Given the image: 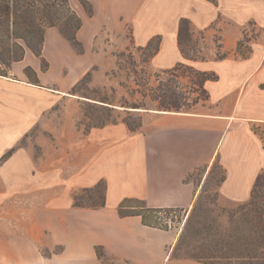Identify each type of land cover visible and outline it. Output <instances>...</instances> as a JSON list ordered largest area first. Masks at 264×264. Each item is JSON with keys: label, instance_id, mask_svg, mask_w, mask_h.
I'll return each mask as SVG.
<instances>
[{"label": "crops", "instance_id": "1", "mask_svg": "<svg viewBox=\"0 0 264 264\" xmlns=\"http://www.w3.org/2000/svg\"><path fill=\"white\" fill-rule=\"evenodd\" d=\"M87 1L92 14L77 13L82 53L49 27L44 69L26 52L0 75V264H102L97 245L127 264H204L172 254L177 232L144 225L137 215L121 217L117 207L124 198H138L149 207L187 210L205 181L191 175L206 174L216 162L223 171L217 186L222 204L248 202L264 173V0ZM180 18L189 19L193 36L204 32L206 59L182 56ZM250 23L256 35L241 57L237 42ZM104 26L121 35L129 26L137 46L159 35L156 68L183 62L214 72L217 79L204 84L208 99L188 112L145 110L135 131L118 121L83 132L76 126V96L68 90L99 63L92 48ZM216 36L228 54L223 59L215 57ZM32 130L34 139L20 144ZM100 181L104 206H73L78 190Z\"/></svg>", "mask_w": 264, "mask_h": 264}, {"label": "trees", "instance_id": "2", "mask_svg": "<svg viewBox=\"0 0 264 264\" xmlns=\"http://www.w3.org/2000/svg\"><path fill=\"white\" fill-rule=\"evenodd\" d=\"M88 14H92V6L87 0H77ZM214 1V0H211ZM82 20L76 11L72 8L69 0H0V75L6 76L11 63L20 61L25 54L26 49L33 52L35 56L43 60L41 56L42 45L44 41L45 30L49 27L58 29L61 36L66 39L71 46L78 52H82V44L76 37L80 29ZM200 37L203 39L204 33L200 31ZM161 37L159 35L152 37L146 45L137 46L131 43L124 51L115 54L117 65L120 69H128L134 75V82L138 89L136 90L142 96L143 101L132 103L130 106L120 104L122 107L134 109H148V103L154 104V109L159 111L188 112L200 101L208 99V92L204 87L207 80H216L217 75L211 71H200L183 62H178L171 68L161 71H151L147 68V63L157 54L160 47ZM249 36L244 30L243 37L237 42L236 52L241 57H246L251 49L247 44L245 50L241 49L243 42L248 43ZM193 42L190 21L187 18H180L178 22L177 44L182 56L191 60H204L201 48L195 45L192 53L187 52L186 46ZM216 59H223L228 54L221 50L220 39L216 37ZM134 52L139 53L138 59L134 57ZM86 73L72 88L71 94H76V88L87 77ZM188 77V85L180 86V79ZM34 80L36 77L34 75ZM153 81V83H152ZM264 87V84H262ZM95 100V102L83 100L85 105L96 106L105 112L101 116H88L92 123H89L84 129L85 132L91 128L102 127L108 123H116L115 119H109L110 111L114 108L107 104H112L106 96H100L97 99L84 96ZM100 103H97V102ZM85 111V108H84ZM105 116V117H104ZM131 131L137 130L141 125V117L137 121H130L128 118L121 120ZM11 150L6 152L1 160L6 159ZM223 179V175L221 180ZM264 173L257 176L250 199L248 202L239 205L238 223L240 224H264ZM105 204V183L100 181L93 187L84 188L73 196V206L98 209ZM195 206L192 207V211ZM118 214L121 217L137 215L140 216L144 225L160 229H169L167 220L158 216L176 211H184L181 208H154L146 205L144 200L138 198H124L117 207ZM255 221V222H253ZM243 226V225H242ZM245 226V225H244ZM243 228V227H242ZM261 228V227H260ZM247 229L250 230L249 226ZM258 240L259 245L264 249V238H254ZM260 239V240H259ZM244 244L250 243L251 239L245 236ZM95 252L101 263L106 258L103 247L95 246ZM205 256H215L206 254ZM195 259V257H192ZM211 264V263H208Z\"/></svg>", "mask_w": 264, "mask_h": 264}, {"label": "rangeland", "instance_id": "3", "mask_svg": "<svg viewBox=\"0 0 264 264\" xmlns=\"http://www.w3.org/2000/svg\"><path fill=\"white\" fill-rule=\"evenodd\" d=\"M69 1L76 13H80V11L86 12V10L79 4L77 0ZM246 33L250 40L255 38L256 27L250 23L246 28ZM192 39L193 42L186 46L187 52L192 53V48H195L197 43V45L201 48L202 54L207 58L208 51L206 48V43L203 40L204 37L202 39L199 32L197 36H193L192 34ZM131 43L134 42L129 26L126 27L125 33L123 35L113 32L110 27L107 28L104 26L101 32L96 36L95 43L92 48V55L98 56L99 63L90 67V69L86 72L88 73L87 77L80 85L77 86L75 91L76 94H72L76 96L74 97L73 110L79 111V116L76 119V126L79 129H82L83 132H85L84 129L86 126L89 123H92V120H90L88 116L102 117L105 115V112L100 110L98 107L93 105L88 106L82 103L84 102L83 100L95 102V100L86 98L84 96L94 99H97L100 96H106L112 103L107 105L114 108L109 113V119H115L117 122L121 121L122 118L125 117L132 122L137 121L138 118L141 117V113L143 111L155 110L153 103H148V109H134L120 106L121 103L130 106L132 103H140L143 101L142 96L136 92L138 87L134 82V75L128 69H120L117 65V59L115 56L117 52L124 51L131 45ZM68 44L70 45L69 42ZM247 44L248 43L243 42L241 49L245 50V46H247ZM71 48L76 54L80 53L73 46H71ZM83 51L84 50H82V52ZM26 52L33 54V52L29 49H26L25 53ZM139 55V53L134 52V57L136 59H138ZM40 61L42 69H44V67L47 65V62L45 59H40ZM146 66L151 71L158 72L163 70V68L160 69L154 67L152 64V59L147 63ZM26 73L29 79L34 80V73L30 67L26 68ZM83 76H81L80 79H82ZM65 78H68V75L65 76ZM80 79H78L77 82ZM189 82L190 80L188 77H183L180 79V86L188 85ZM70 92L71 89L68 90V94H71ZM204 102L200 101L189 111L197 110L202 104H204ZM60 107L61 105L58 104L57 108ZM34 134L35 131L33 130L30 133H27L20 144L32 141L34 139ZM37 151L40 152L39 148H37ZM222 175V168L217 162L212 165L206 174L204 169L193 173L191 177L194 181L200 178L203 179V177L205 178V181L191 208L181 212L176 211L168 214L158 215L162 219V222L163 220L168 221L169 229L177 232V239L175 241L172 254L175 257L180 258L192 259V257H195L196 260H192L204 264H264V249H262L263 246H260V242H258V240L255 241L256 239H254L257 237L264 238V224L258 225L253 223L247 225L245 223L240 224V222L237 224V207L239 205H236L235 203L224 205V203L222 204L218 197L217 186L221 181ZM261 190L264 191V187H261ZM80 191L81 190H78L77 192ZM193 206H195V208L192 211ZM262 208L264 209V206H262ZM247 226L250 228V230L247 229L248 231H246ZM245 236H248L249 239H251L250 243L252 242V244H244L243 239ZM59 250L60 247H56L52 251L55 252ZM52 251L43 250V253L45 255H50ZM206 254H213L215 256H205ZM102 264L127 263L116 261L106 256Z\"/></svg>", "mask_w": 264, "mask_h": 264}]
</instances>
